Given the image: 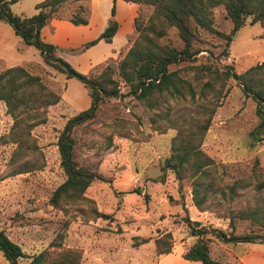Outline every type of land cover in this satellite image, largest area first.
Returning a JSON list of instances; mask_svg holds the SVG:
<instances>
[{"label": "rangeland", "instance_id": "1", "mask_svg": "<svg viewBox=\"0 0 264 264\" xmlns=\"http://www.w3.org/2000/svg\"><path fill=\"white\" fill-rule=\"evenodd\" d=\"M37 1L17 0L9 8L14 13L29 15ZM0 23L9 30V35L0 38V49L5 50L0 57L6 55V48L21 53L31 47L40 62L29 60L22 66L39 74L45 84L62 96L47 107L44 121L29 128L23 148L17 151L15 142L7 138L12 118L0 100V224L22 243L25 256L20 257V264L26 263L29 255L48 247L59 232L63 233L62 245L81 249L80 264L87 263L91 251L107 263L154 264L157 254L153 238L166 231L171 236L172 251L158 264H201L179 254L195 238L183 220L188 215L183 204L191 200L190 186L186 180L179 186L173 172L161 168L175 127L160 115L150 122L149 115L156 110L185 117L204 112L198 110L187 94L183 98L165 95L157 106L147 107L119 80V94L104 98L95 115L75 125L71 132L74 159L101 173L104 179H94L86 186L83 194L88 201L53 207L48 197L64 178L58 164L56 135L68 116L88 105L89 97L76 77H67L63 71L45 64L34 46L19 41L9 23L4 20ZM214 23L222 31L230 28V20L220 6L214 9ZM260 30L258 22L246 21L234 32L223 55H220L222 39L203 31L207 40L202 44L205 50L198 53L195 62H209L218 69L230 64L235 71H243L264 58V37L258 35ZM11 34L16 36L15 42L11 41ZM168 36L174 45H180L174 28L168 30ZM124 51L112 59L117 60ZM109 59L90 71L100 70ZM0 66H4L2 59ZM185 70L179 73L191 81L197 96L200 84L208 76L195 80L191 78L192 70ZM113 76L117 78L115 73ZM203 92L215 103V108L200 147L215 161L216 187H222L225 195L209 196L207 208H196L199 212L191 216L201 224L228 232L229 212L264 201V187H256L258 181L264 182V125L258 126L255 101L242 93L233 78L216 79L213 87H204ZM156 126L163 131L153 128ZM238 179L241 182L229 197L226 186ZM95 210L108 216H95ZM254 228L249 218L234 219L236 233ZM141 237L147 240L140 242ZM208 245L210 255L227 264H243V260L264 264V241L232 242L213 236ZM83 247L87 250L85 256ZM101 259L95 264H104ZM0 264H8L1 252Z\"/></svg>", "mask_w": 264, "mask_h": 264}, {"label": "trees", "instance_id": "2", "mask_svg": "<svg viewBox=\"0 0 264 264\" xmlns=\"http://www.w3.org/2000/svg\"><path fill=\"white\" fill-rule=\"evenodd\" d=\"M17 0H0V20L12 27L19 41L24 45L34 46L42 61L63 71L67 77H76L86 89L89 97L88 105L68 116L56 135L58 164L64 178L50 192L48 202L56 208L88 199L83 192L94 179L104 176L88 167L79 164L73 157L72 129L75 125L92 118L99 104L106 97L119 94L118 81L128 87L129 93L143 101L147 107H154L168 97L183 98L190 101L204 112L201 115L183 114L168 115L157 112L149 115L150 122L155 116L167 120L175 127L170 137L169 152L163 158L161 168L170 169L180 182L186 180L190 186L191 201L198 210L206 209L209 196L218 193L224 198L225 190L216 187L217 173L215 161L204 152L200 145L215 108V103L207 98L204 87H213L216 79L233 78L245 96L255 101V112L259 117L258 126L264 125V58L243 71L237 72L230 64L224 68L207 62H195L202 46L207 40L203 31L215 34L222 39L220 55L226 54L227 46L234 32L243 24L258 22L264 37V0H128L137 3V11L133 16L135 32L124 53L117 60L110 58L98 71L87 73L74 68L58 55V47L41 38L40 28L50 18L66 19L72 24H85L89 16L88 0H39L34 3L35 11L29 15H21L10 10L9 4ZM220 6L226 18L230 20L228 31L215 26L214 9ZM109 17L104 28L94 37L82 42L70 50L79 51L95 43L99 39L109 41L117 22L113 17L114 0L111 2ZM248 19V20H247ZM175 29L180 45H174L168 36V30ZM191 69V78L199 80L202 75L208 77L200 84L198 94L191 81L183 77L179 71ZM116 74L117 78L113 76ZM196 97V98H195ZM60 99V95L45 84L39 74L28 71L22 64H14L0 68V100L5 112L10 114L12 122L7 131V138L15 142V151L23 148L29 128L44 121L47 107ZM197 101V102H196ZM206 111V112H205ZM159 131L161 128L153 127ZM261 138V137H258ZM14 151V152H15ZM257 163V158H254ZM241 182L234 180L226 189L229 197ZM258 189L264 187L263 181L256 184ZM95 216L107 217L108 214L95 210ZM229 231L201 224L187 215L183 220L187 224L194 240L180 251V256L189 260H197L201 264H227L212 257L209 253V240L213 236L222 241H264V201L252 207H238L229 212ZM235 218H249L255 224L254 230L234 232ZM63 233H57L48 244L29 255L24 264H80L82 251L80 248L62 245ZM141 237L140 242L146 241ZM157 255L171 250V236L168 231L153 238ZM0 252L8 264H20V257L25 256L21 246L12 240L0 227Z\"/></svg>", "mask_w": 264, "mask_h": 264}, {"label": "crops", "instance_id": "3", "mask_svg": "<svg viewBox=\"0 0 264 264\" xmlns=\"http://www.w3.org/2000/svg\"><path fill=\"white\" fill-rule=\"evenodd\" d=\"M89 2V16L88 21L85 24H72L66 19H58L54 17L48 18L40 28L41 38L45 41L55 44L58 47L57 53L66 59L77 70L87 73L90 69L100 66L107 58L118 57L121 52L128 47V37L133 34V16L137 11V3L128 0H114V13L113 17L117 22L116 29L109 41L103 39L97 40L95 43L88 45L79 51L70 50L79 46L82 42L94 38L106 25L109 17V10L112 0H88ZM35 11L33 7V12ZM32 12V13H33ZM6 31V33H5ZM9 35V30L5 24L0 23V38H4ZM12 35V34H11ZM16 36H11V41L15 42ZM4 39H2L3 41ZM6 48V47H5ZM23 48H21L22 50ZM6 55L0 57L3 60L4 66H10L14 64H26L29 60L39 61L40 58L31 47H28L16 53L11 47L6 48ZM5 50L0 49L2 54ZM10 52V53H9ZM4 66H0L4 67ZM60 95V99H61ZM59 99V101H60ZM1 103V102H0ZM1 105V104H0ZM188 213V217L193 219L191 214L198 211L191 200L186 201L183 204ZM199 212V211H198ZM0 227L4 232L20 246L22 243L16 237H12V234L8 231L7 227L0 224ZM30 239V236H28ZM79 246H82L79 244ZM24 252V248L21 247ZM172 249L169 252L161 253L157 255L154 260V264H158L161 260L171 254ZM179 250V254H180ZM87 253L86 248L83 247V254ZM89 260L86 264H95L96 261H100V256L91 251L89 254ZM185 259V258H183ZM104 264L107 263L101 259ZM189 260V259H186ZM197 261V260H192ZM241 262V261H240ZM243 264H249L247 261H242ZM198 264V263H197Z\"/></svg>", "mask_w": 264, "mask_h": 264}]
</instances>
